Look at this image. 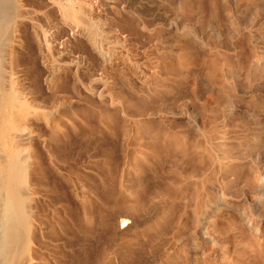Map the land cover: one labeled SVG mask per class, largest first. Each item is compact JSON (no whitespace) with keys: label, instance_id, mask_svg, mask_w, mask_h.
<instances>
[{"label":"rangeland","instance_id":"obj_1","mask_svg":"<svg viewBox=\"0 0 264 264\" xmlns=\"http://www.w3.org/2000/svg\"><path fill=\"white\" fill-rule=\"evenodd\" d=\"M3 4L34 264H264V0Z\"/></svg>","mask_w":264,"mask_h":264},{"label":"bare ground","instance_id":"obj_2","mask_svg":"<svg viewBox=\"0 0 264 264\" xmlns=\"http://www.w3.org/2000/svg\"><path fill=\"white\" fill-rule=\"evenodd\" d=\"M4 1L6 2V0H0V54L4 45L3 36L5 31L8 30L7 23L9 21V17H11L8 15V12H10V6H5L3 4ZM6 89L4 86L2 71L0 70V264H34L35 262H33V258L26 254L28 240L30 239H28V234L30 235L29 232L33 229V227L31 229V219L34 215L31 213L30 209L34 205L31 194L34 193L35 179L33 174L34 170L36 169V164L33 163L34 161L32 156L27 152V146H25V142H28L31 137V132L27 130L25 125L26 120L28 119V113L22 107L16 96L13 98L6 91ZM55 187L57 186L55 185ZM60 193L58 192V194ZM57 195L54 198L59 202V199L61 200L62 197H57ZM67 200L68 198H64L62 201L67 202ZM62 201L60 202L62 203ZM87 201L89 202V199H87ZM119 203L122 206L123 203L120 201ZM113 204L114 202L111 204L112 207H114ZM128 204L125 205L124 203L125 207L124 205L122 206L124 209H122L120 206V208H117L118 210L116 211L111 208L114 213H110V216L108 215L109 217L106 218L110 221V226H112L111 229L113 228L112 230H117L118 232H127L130 227H133L130 226L132 223L129 225L130 217L126 218V213L128 214L134 210L131 209V203ZM65 205L67 206L63 205V209H65V212H67L69 210V204ZM91 205L93 208L95 207L93 206V203ZM79 206L80 205L74 201L73 218L78 225L84 222V218L86 217H84V215L86 211L89 216L92 215L93 217L94 214H92V207H88L84 210L79 208ZM86 206H88V204H86ZM130 209L131 211H129ZM63 211L64 210H62V212ZM58 219H60V215ZM93 219H96V217H93ZM97 222H99L98 218Z\"/></svg>","mask_w":264,"mask_h":264}]
</instances>
